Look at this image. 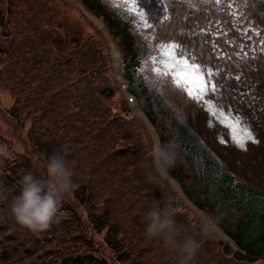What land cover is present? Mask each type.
<instances>
[{"label":"trees","instance_id":"1","mask_svg":"<svg viewBox=\"0 0 264 264\" xmlns=\"http://www.w3.org/2000/svg\"><path fill=\"white\" fill-rule=\"evenodd\" d=\"M83 1L115 37L126 87L138 99L143 95L160 142L179 143L167 173L227 237L199 225L154 165L152 138L119 91L104 38L87 31L60 0H0V90L14 101L11 109L0 97V120L14 134L22 130L23 116L29 120L24 150L0 131L7 147L0 148V264H179L178 248L145 236L144 217L153 208L174 214L180 244L188 236L197 241L190 264H264V190L251 179L252 170L241 176L201 131L205 144L190 136L136 74L135 85L140 51L130 20L103 0ZM249 62L248 68L229 69L224 86L231 107L260 132L257 152L264 147V129H258L264 126V96L256 85H264V69L252 56ZM61 149L79 188L63 198L59 223L33 231L17 221L13 199L21 194L24 174L47 178L46 158Z\"/></svg>","mask_w":264,"mask_h":264},{"label":"rangeland","instance_id":"2","mask_svg":"<svg viewBox=\"0 0 264 264\" xmlns=\"http://www.w3.org/2000/svg\"><path fill=\"white\" fill-rule=\"evenodd\" d=\"M60 1L87 31L102 36L107 45L111 43L112 50H117L114 38L96 13L80 0ZM103 1L116 14L128 17L138 37L140 62L133 75L134 84L136 74L174 111L190 136L205 144L201 131L207 143L212 144L210 147L220 151L228 163L238 168L241 176L250 175L251 169V179L264 190V147L252 152L261 134L242 111L231 107L224 86L229 69L248 68L251 56L264 69V52L258 50H264V0H144L143 4H133L132 0ZM247 15L252 17L248 19ZM102 37H99L101 42ZM114 55L119 74L121 62L118 54L114 52ZM243 76L244 73L238 74L239 78ZM259 76L252 73L257 80L261 79ZM256 87L260 98L263 97L264 85ZM0 97L6 107L13 106L10 93L1 89ZM142 101L141 94L143 104ZM129 106L146 123L151 138L157 140V130L140 103L133 100ZM160 121L166 125L168 119L160 116ZM28 122L23 116L22 130L14 134L0 120V131L19 150H24ZM238 138L242 144L237 143ZM0 148L7 149L6 144L1 143ZM159 171L167 178L165 170ZM168 181L176 188L175 183ZM187 204L192 211L190 215L199 225L225 237L207 212L188 200Z\"/></svg>","mask_w":264,"mask_h":264},{"label":"clouds","instance_id":"3","mask_svg":"<svg viewBox=\"0 0 264 264\" xmlns=\"http://www.w3.org/2000/svg\"><path fill=\"white\" fill-rule=\"evenodd\" d=\"M178 148L179 143L174 140L162 143L157 139L149 154L154 165L163 171L174 166ZM46 169V179H37L31 173L22 176L21 194L14 197L11 207L17 221L33 231H44L53 223H59L58 212L63 198L79 188V184L73 180L74 173L67 159V152L63 149L54 150L47 156ZM148 179L155 181L152 175ZM144 222L147 238H160L170 248H178L181 255L179 264H190L198 244L191 236L186 237L182 244L177 241L173 213L162 208H153L146 213Z\"/></svg>","mask_w":264,"mask_h":264},{"label":"snow or ice","instance_id":"4","mask_svg":"<svg viewBox=\"0 0 264 264\" xmlns=\"http://www.w3.org/2000/svg\"><path fill=\"white\" fill-rule=\"evenodd\" d=\"M132 3H133V4H137V3H139V4H143V3H144V0H132ZM142 15H143V13H142ZM201 90H202V89H201ZM237 143H241V144H242V141H241L240 138L237 139Z\"/></svg>","mask_w":264,"mask_h":264}]
</instances>
